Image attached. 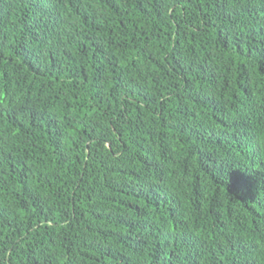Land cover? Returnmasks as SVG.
Here are the masks:
<instances>
[{"label": "trees", "instance_id": "trees-1", "mask_svg": "<svg viewBox=\"0 0 264 264\" xmlns=\"http://www.w3.org/2000/svg\"><path fill=\"white\" fill-rule=\"evenodd\" d=\"M0 264H264V0H0Z\"/></svg>", "mask_w": 264, "mask_h": 264}]
</instances>
